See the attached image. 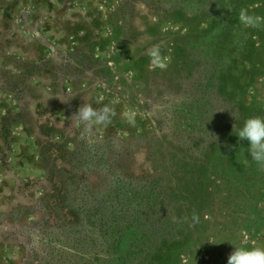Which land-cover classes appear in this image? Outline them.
<instances>
[{
  "label": "rangeland",
  "instance_id": "obj_1",
  "mask_svg": "<svg viewBox=\"0 0 264 264\" xmlns=\"http://www.w3.org/2000/svg\"><path fill=\"white\" fill-rule=\"evenodd\" d=\"M85 104L110 123L77 126ZM256 115L264 0H0V264L264 247V168L233 131Z\"/></svg>",
  "mask_w": 264,
  "mask_h": 264
},
{
  "label": "clouds",
  "instance_id": "obj_2",
  "mask_svg": "<svg viewBox=\"0 0 264 264\" xmlns=\"http://www.w3.org/2000/svg\"><path fill=\"white\" fill-rule=\"evenodd\" d=\"M240 19L247 25L257 26L259 18L247 15L245 11L240 12ZM148 55L152 58V62L159 64L161 58L158 46H153L148 50ZM236 122V116L230 112ZM114 111L105 105L102 108L94 109L91 105L85 104L80 106L78 111L72 116L71 121L77 126L84 124L86 128L91 124H108ZM236 124V123H235ZM236 131L238 141H247V156L250 157L258 166L264 168V116L256 115L244 119L239 129ZM193 220L198 221L197 216H193ZM227 264H264V247L244 248L234 247V251L228 256Z\"/></svg>",
  "mask_w": 264,
  "mask_h": 264
}]
</instances>
